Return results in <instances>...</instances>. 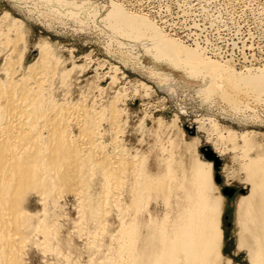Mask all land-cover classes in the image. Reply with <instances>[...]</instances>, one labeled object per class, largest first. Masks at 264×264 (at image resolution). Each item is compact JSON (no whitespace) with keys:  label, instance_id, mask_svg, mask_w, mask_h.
<instances>
[{"label":"rangeland","instance_id":"rangeland-1","mask_svg":"<svg viewBox=\"0 0 264 264\" xmlns=\"http://www.w3.org/2000/svg\"><path fill=\"white\" fill-rule=\"evenodd\" d=\"M48 1L0 0V80L2 79L3 83L8 82V79L11 82L21 81L23 78V81H28L26 78L30 76L31 83L33 79H46L45 83H42L43 89L46 90L44 94L46 96L48 91L51 92L46 96V100L53 98L63 110L65 106L70 111L73 110V117L67 110L68 114L70 113L69 118L72 117H66L69 119V125H66V130L70 128L68 134L71 133L74 140L77 137V140H80L92 136L89 140L85 139V143L88 142L92 148L93 145L96 148L98 146L93 150L96 157L101 153L106 156L112 154V158L122 160L124 155L125 162H122L128 164L130 161L131 164L125 166L122 163V166L119 163L124 171L119 174L117 166L116 172L125 179H128L132 172H137L138 177L143 178L140 174H146L156 180L165 171V164L169 163L170 157L174 163L180 161L185 168H189L191 159L204 161L203 153L207 156L213 155L217 160L211 169L213 183L217 186L214 194L221 196L223 201L220 223L223 232L221 263L229 264L227 261L230 260V264H250L247 251L237 247L236 209L238 198L247 194L250 189L242 169L241 162L244 163V158L241 155L250 153L252 156L256 148L264 150V96L248 92L251 89L241 84L244 88L237 90L238 93L233 95V98L237 99L235 102L239 104L237 111V105L231 107V103L220 96L219 90V93H212L213 96L208 93V97L206 94H196L195 91L203 88L208 79L200 76L198 80L187 77L183 69L173 66L165 59H155L157 57L146 51V44L151 41L149 38L143 37L137 41L127 35H116L118 32L110 29L111 26L106 24L104 17L114 3L121 5L129 13L149 18L166 36L182 46L198 48L205 57L224 65L227 62L226 65L232 68V71L245 73L250 68L254 71L264 69V0ZM43 45L48 47L47 54L50 52L47 58L43 57L45 61L39 49ZM32 66L37 70H32ZM169 77L172 78L168 79ZM49 79L53 81L52 85L48 82ZM34 84L33 86L37 85ZM53 100L51 99L50 103H53ZM83 114L90 119L87 116L86 119L83 118ZM79 115L83 117L79 118ZM199 120L207 122L204 125L206 128L203 126L204 130L202 127L198 128L199 124L201 125ZM79 123L85 127L82 128ZM85 128L88 132L81 131ZM89 131H93L94 135L84 136ZM243 131L250 132L251 137H254L256 144L255 149L251 147L252 151L245 149L239 136L236 138L232 135L234 139L231 136V133L239 134ZM81 132H85L83 137L77 136L81 135ZM91 140L94 141L92 145V142H89ZM85 143L84 146L81 144L80 149L88 148ZM99 146L103 148L102 151ZM242 148L246 150L244 154L241 152ZM135 157L137 160L132 159ZM96 171H86L80 176L83 180L74 177L60 183L49 199L42 196L45 198L42 200L36 190L28 194L23 203L25 212L28 210L26 213L34 220L40 217V220L44 221L43 227L47 226L50 232L46 228L48 232L44 231V234L47 237L43 235L42 224L37 231L33 228L24 231L21 228L23 235L19 232L18 241L22 242L17 243V250L20 251L22 264H89L92 261L90 264H118L120 224L122 218L125 219L126 216L128 220L136 208L125 198V188L127 190L128 187L119 184V181L125 179L118 178V184L114 180L112 187L106 186L104 177ZM106 187L113 189L107 190ZM225 189H228L227 192ZM106 199L108 203L105 202ZM118 199L122 201L119 203ZM142 203L146 206H140L143 209L137 213H143L144 216L148 212L147 209H157L160 215L165 210L161 199L148 197ZM119 209L123 210L124 215ZM43 245L45 247H42Z\"/></svg>","mask_w":264,"mask_h":264},{"label":"bare ground","instance_id":"bare-ground-1","mask_svg":"<svg viewBox=\"0 0 264 264\" xmlns=\"http://www.w3.org/2000/svg\"><path fill=\"white\" fill-rule=\"evenodd\" d=\"M104 19L107 21L106 24L108 25L109 23L111 26L110 29L118 32L116 35H127L132 39H136L137 41L143 37L149 38L151 41L146 44V51L147 53L151 52L153 56L157 57L155 59H165L170 64H173V66L183 69L186 71L187 77L190 76L194 79H197L200 76L205 80L208 79L206 83L203 82L205 84L203 88L199 90L197 89L198 91H195L196 94L202 93L203 95L206 94L208 97L210 93L212 95V93L215 94V91L218 92L217 90H219L221 93L220 96L229 101L231 103L229 104L231 107L233 105L234 108L237 105L235 108L238 109L237 111H239V104L235 102L237 99L233 98V95H235L237 90L244 88L240 86L241 84L242 86L245 85L248 87V89H251L248 90V92H255L258 94L255 95L260 97L264 96V69H257L254 71L250 68L248 70L246 69L247 71L245 73H239L237 71L234 72L231 70L232 68L230 69V67L226 65L227 62L224 65V63H220L216 60H211L210 58L205 57L204 54L200 52L201 50H198V48L196 49L182 46L173 38L170 39L168 36H166L165 33L161 31V29H159V27H157V25H155L154 22H152L146 16L129 13L121 5H117L115 3L111 8H109ZM12 26L13 23L11 28ZM141 45L143 47V44ZM47 48L44 45L39 48L42 58L44 56L47 58L46 56L49 55L50 52L47 54V51H49ZM45 60L43 58V61ZM49 62L50 61H48V63ZM48 63H45V65ZM33 67L34 66L31 67L32 70L35 69ZM28 68L31 70L30 67ZM38 71L35 72V74L38 73ZM45 72L47 73V71L44 70V73ZM42 73L43 72H41V74ZM157 73L158 71L156 72V75ZM51 74L53 76V73ZM38 75L40 76V74ZM165 78L167 77L165 76ZM171 78L172 77H169L168 79ZM26 79L28 81H23L25 80V78H23V80H18L16 82V80H13L12 78L11 80L15 82H11L8 79V82L4 81L5 83H3L2 79L0 80L2 81L0 83V264H22V258L20 257V251H18L19 248L17 245L18 242H22V240L18 241L21 228H23L24 231H29L32 228L37 231L41 224L43 227L44 221L40 220V217L34 220L31 215L26 213L28 210L25 212L23 203L31 191L36 190V192L41 195V198L42 196H47V199H49L53 195L55 187L60 183L71 180L74 177H76V179L77 177L80 178V176L85 174V172L88 170H97L98 173L104 177V181L107 184L106 186H111L114 180V182L118 184L116 180L118 181V178L122 177L118 175V173L121 174V171H124L122 168H120L119 163H121L122 166H128L129 163L131 164L130 161H128V164L124 163V155L122 156V160L124 162H122L120 159L112 158V154H108L110 157L103 155L102 153L100 155H98L99 153H96L98 156H94L95 153L93 154V150L95 151L96 146L93 145V149L92 146L88 144V142H86L88 144L87 149H83V147L80 149L81 144L85 143V139L89 140L92 137H90L88 134L94 135L96 129L94 132L91 131L92 133L89 131V133L84 135L85 132H81V135H77L80 137L87 135L89 136L88 138H80V140H77V137L76 140H74V138L72 139V134H68V130H70V128L66 130L68 128L66 125H69L67 121L73 117L71 113L73 110L70 111V109L66 108V106L63 110V107L57 106L60 104H56L57 101L53 100V98H51L52 96L49 98L53 100L52 102L54 104L50 103L51 99L46 100V96L50 95L51 93L48 91L46 96L44 94L45 89H43L44 85L42 86V83L46 81V79L31 80V83L37 84L36 86H33V84L29 82L30 76H28ZM48 82H51L52 85L53 81L49 79ZM245 89L242 91L245 92ZM239 94H241V92H239ZM246 94L248 93L246 92ZM67 110L70 111L72 117L69 118L70 113L68 114ZM81 113L82 112H80V114ZM83 115H79V118L83 117L86 119L88 117V119H90L89 116L85 114ZM112 116L113 115H111V117ZM66 117L69 119L67 120ZM112 120L114 121V119ZM199 121L201 125L199 124L198 128H203L205 123H207H204V120ZM80 125L82 128L85 127L84 124V126L82 124ZM84 130L88 132L87 128L81 131ZM249 133L250 132L243 131L239 134L231 133V136L233 135L236 138L239 136L242 140V145L245 146V149L247 148L250 151L251 147L255 149L254 146L256 142L254 137H251ZM233 136L232 138L234 139ZM89 142H92V140ZM93 143L94 141L91 143V145ZM122 148H120V150ZM235 148H233V150ZM99 149H101L100 146ZM245 149H243L244 151L242 150L241 152H245ZM203 154L204 161L194 157L196 159L193 161L191 159L189 168H185L180 161L174 163V161L170 159L171 157L169 155L170 158H166L169 160V163L167 160V162L162 160L168 164H165V171L162 172V175H160V177L156 180H153L146 174H140L143 176V178L140 176L138 177L136 176L137 172L135 174L132 172L130 174L131 176H128V179L127 177L126 179L122 177L125 179V181L121 180L122 178L119 179L121 180L119 181V184L126 185V187H128L127 190L125 188V198L132 203V205L136 208V211H134V214L129 216L128 220L125 216V219L122 218L123 221L121 220L122 223L120 222L121 229L119 230L120 233H118L120 235H118L120 243H116L119 245L118 247L120 250L119 252L117 251V255L120 256L119 260H117L119 261L118 264H222L221 262L223 254L221 240L223 237V232L220 227V223L221 213L223 210V201L221 196H215L214 194V190L217 189V186L213 183V170H211L212 166H215L217 160L213 155L207 156L206 153ZM249 154L250 153H245L244 155H241L244 158V163L242 164L241 162L242 169L245 171V180L248 184H250V189L247 194L240 196L237 202V247L247 251L248 261L250 264H264V150L256 148L254 155L250 156ZM113 156L116 157L115 155ZM120 156L121 155H119V157ZM164 158L162 157V159ZM132 159L134 160L136 157ZM117 166H119L118 173L116 172ZM130 171H132V169ZM115 177L117 179H115ZM104 181L102 180L103 183ZM88 185L91 186L90 184ZM89 186L87 187L89 188ZM106 188L107 190L109 189L108 187ZM61 189L63 188L61 187ZM111 189L113 188H110L109 190ZM110 192L112 191H109V193ZM102 193L106 194L107 192L105 193L102 191ZM148 197H154L155 200L161 199L162 202H164L163 204H165V210L161 215L156 211L157 209H147L148 212L145 216L143 213H137L139 212L138 210L143 209V207L140 206H146L142 202L145 199H148ZM44 199L45 198H42V200ZM107 199L105 200L106 203H108ZM120 201L118 199L119 203ZM145 203L147 204V202ZM130 207L132 206H129V208ZM129 208L127 207L128 210H130ZM122 211L123 210L119 212ZM142 212L144 211L142 210ZM121 214H123V212ZM123 215L120 216L122 217ZM42 227V234L47 237V235L44 233L48 232L49 229L47 226H44L43 229ZM22 235L23 234L21 233V236ZM99 236H101V234ZM111 238L113 237L111 236ZM25 239L27 240V237H25ZM49 241L47 242L50 243ZM93 243L95 244V242ZM42 247L45 246L43 245ZM229 261L230 260H228L227 263L230 264ZM115 263L116 262H114V264Z\"/></svg>","mask_w":264,"mask_h":264},{"label":"water","instance_id":"water-1","mask_svg":"<svg viewBox=\"0 0 264 264\" xmlns=\"http://www.w3.org/2000/svg\"><path fill=\"white\" fill-rule=\"evenodd\" d=\"M216 168H217V167H216ZM217 181H219V180H217ZM227 190H228V189H225V192H227Z\"/></svg>","mask_w":264,"mask_h":264}]
</instances>
